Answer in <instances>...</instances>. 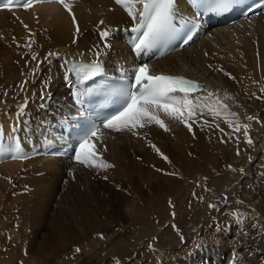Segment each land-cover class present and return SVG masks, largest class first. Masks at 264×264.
<instances>
[{"label": "bare ground", "instance_id": "obj_1", "mask_svg": "<svg viewBox=\"0 0 264 264\" xmlns=\"http://www.w3.org/2000/svg\"><path fill=\"white\" fill-rule=\"evenodd\" d=\"M69 2L79 34L72 17L56 0L27 9L0 7V128L5 132L15 127V133H27L24 160L0 155V232L7 231V239L14 241L11 246L7 240L9 248L1 252L8 255L16 247L24 256L64 264L51 256L71 255L75 244L83 248L88 260L102 253L97 257L99 264H264V99H256L264 86V14L248 21L214 24L179 49L147 58V52L137 55L125 45L126 25L131 21L114 0ZM100 20L105 24L99 25ZM105 26L118 31L113 33L112 48L101 59L104 67L113 71L143 59L153 73L183 72L201 78L204 88L231 95L233 99L226 102L239 113L242 123H251L252 146L240 134L229 135L231 130L223 121L219 123L224 133L214 127L194 126L193 135L162 115L168 132L156 125L141 129L139 137L103 130V145L97 147H106L102 157L114 165L107 170L77 164L73 147L68 155L47 154V147L61 136L59 124L68 118L65 111L70 108L65 60L73 56L92 59L89 49L99 42L97 28ZM30 39L34 41L31 49L24 47ZM33 51L41 61L49 51L60 57L52 58L51 64L41 63L33 76L30 73L37 65L31 59ZM25 80L28 83L21 91L19 86ZM45 80L47 87L42 83ZM26 96L29 102L18 116V105ZM247 116L257 117L261 123L249 122ZM22 163L23 171L15 177ZM77 170L84 179L83 190H75V195L60 194L64 172ZM197 181L210 191L197 187ZM193 191L204 197L203 202L193 197ZM60 195L74 202L71 209L65 207L70 220L61 218L60 227L51 226L45 215L53 214L57 220L67 204L57 201ZM223 195L228 197L227 204ZM90 201L95 204L89 205ZM210 202L217 203L220 211L209 209ZM236 209L247 216L239 226L226 215ZM217 224L223 231L216 230ZM167 238L175 241L168 243ZM201 241L203 246L197 248Z\"/></svg>", "mask_w": 264, "mask_h": 264}, {"label": "snow or ice", "instance_id": "obj_2", "mask_svg": "<svg viewBox=\"0 0 264 264\" xmlns=\"http://www.w3.org/2000/svg\"><path fill=\"white\" fill-rule=\"evenodd\" d=\"M44 0H27L24 4V8L27 9L33 6L35 3H42ZM57 3L68 12L72 17L73 25L75 26L76 34H79L80 29L76 21V17L72 12V3L69 0H56ZM17 3V0H6L3 4L5 9H9L11 6ZM114 3L120 6L127 14L131 21L130 32L138 34L132 36V50L141 55L152 49L161 37L168 34L173 29V21L179 14L177 8V0H114ZM237 5V0H218L216 11H227ZM264 5H257L261 7ZM111 11V9H109ZM251 11V9H249ZM104 20L99 21V25H104ZM27 27V26H25ZM118 29H113L111 26H105L103 28L98 27V39L99 42L94 44L89 52L92 55L90 62H77L72 63L70 67L65 62L66 72L74 74L77 77L79 83H85L91 81L94 77H98L103 71V65L101 62L102 57L106 56L112 48L113 33ZM191 36L184 41L185 44ZM15 42V38H14ZM32 41L25 44L24 47L31 49ZM76 43V39L73 40ZM19 46V45H18ZM84 56V53H80ZM207 55V53H205ZM60 53L49 51L43 58V61L38 60V54L31 52V59L37 62L35 68L32 69L30 75H36L40 64L47 61L49 64L52 62V58H59ZM211 67V66H209ZM223 71V69H219ZM23 74V73H22ZM225 76L230 79H235L230 73L224 72ZM67 78V76L65 77ZM28 83L25 80L19 87L21 91H24V85ZM45 87L48 85V81L42 82ZM260 92L262 95L256 96V99H264V86H261ZM7 96V92L4 93ZM115 99L113 101V109L111 113L106 116L100 124H91L79 135L76 141L74 161L86 168L100 170H107L114 167V165L105 161L102 157V152L106 151V147H97L98 144L103 145V130H110L114 132H129L133 136H141V129L156 125L165 132L169 131V127L165 123L167 117L170 120H174L182 124L190 133H193L194 126L203 128H215L216 130L224 133V129L221 128L219 121H223L230 129L231 134H240L244 138V142L252 146L253 139L250 135L251 123H242L239 113L233 111L230 105L226 102L233 98L227 92L221 96L218 91H210L198 81L185 78L184 76H171L158 73H150V68L147 63L139 65L133 69L132 79L122 88L115 90L113 93ZM255 96V93H253ZM45 93H41V99H44ZM28 97L24 99V103L18 105V116L24 114V110L28 104ZM205 117H210L207 119ZM246 120L249 122L255 121L261 123L257 117L247 116ZM15 132V127L12 129V133ZM240 135L236 136L237 142H239ZM4 136L3 129L0 128V139ZM11 141L10 147L0 145V155H3L6 151L11 153L13 160H23L26 157L22 155L21 143L16 140L14 134L9 135ZM226 142V141H222ZM152 149L161 155V157L168 161V157L165 156L160 149L151 144ZM237 155H240V151L237 150ZM249 159H251L249 157ZM2 162V161H0ZM229 170L236 171L231 165H228ZM160 171V169H157ZM241 174L244 173V169H239ZM71 174V173H70ZM170 175H178L177 173H169ZM107 180V177H104ZM205 181L207 178H204ZM11 182V181H9ZM197 187H203L205 191H210L206 184L201 185L197 181ZM193 197L203 202L204 197L198 196L193 191ZM224 204L228 203L227 195H223ZM242 203V202H239ZM169 206L174 208V204L169 200ZM209 209L220 211L217 203H208ZM175 216V212L172 213ZM226 215L237 226L243 224L247 219L246 213L240 212L238 209L232 210ZM215 220V218H213ZM175 229L176 226L173 224ZM255 227V225H253ZM217 231H223L217 224ZM100 239H103L102 234H98ZM183 241V236L181 235ZM197 248L203 246V242H199L195 245ZM151 248V245H149ZM75 251L79 253L80 248H76ZM119 264V261H117Z\"/></svg>", "mask_w": 264, "mask_h": 264}, {"label": "rangeland", "instance_id": "obj_3", "mask_svg": "<svg viewBox=\"0 0 264 264\" xmlns=\"http://www.w3.org/2000/svg\"><path fill=\"white\" fill-rule=\"evenodd\" d=\"M110 9H111V7H110ZM13 35V38H16L15 37V34H12ZM47 100H49V99H46V101ZM48 102V101H47ZM24 160V159H23ZM23 168H24V163H22L21 165H20V167H19V169H18V172L14 175L15 177L17 176V175H20L21 173H22V171H23ZM67 172L68 171H66V172H64V175H63V177H62V182L61 183H63L61 186H59L60 187V190H59V193L61 194V193H63V192H69L70 194H73V195H75V194H77V192L75 193V190L77 191L78 190V192H80V191H82L83 190V185H84V179H83V176H81V173L79 174V171L77 170V171H74L75 173L76 172H78V176L76 175L75 176V173L73 172V171H69L70 173H72V174H70L69 172H68V175H67ZM70 175V176H69ZM74 177V178H73ZM75 179V180H74ZM72 181V184H68L66 181ZM80 180V181H79ZM78 185V186H77ZM14 187V186H13ZM74 187H76V188H74ZM19 188V187H18ZM9 190V189H8ZM7 190V191H8ZM21 190H23V189H21ZM73 192V193H72ZM62 195H60V196H57L56 197V199H57V201L58 202H63V203H67L66 205L65 204H63V206L64 207H62L63 209H62V212H61V216H60V218L59 219H57L56 220V217H54V216H52L53 214H50L49 216L48 215H45V218H46V222L48 223V224H50L51 226H57V227H60L61 226V223H60V221H65V222H67L68 220H70L69 219V217H68V215L65 213V207L66 208H72L73 206H74V202L72 201V200H70V198L71 197H69V199H68V197H65V196H62ZM79 198V197H78ZM108 200V199H107ZM102 203L103 202H107L106 200H103V201H101ZM101 202H99V203H101ZM77 203L79 204V202L77 201ZM89 203V202H88ZM95 203H93V202H91L90 201V203H89V205H94ZM61 207V206H60ZM44 212V211H43ZM45 214V213H44ZM63 214H65V215H63ZM63 217H65V218H63ZM68 217V218H67ZM61 218L63 219V220H61ZM67 218V219H66ZM71 218V217H70ZM38 220H39V218H38ZM57 221V222H56ZM63 221V222H64ZM50 222V223H49ZM52 222V223H51ZM57 223V224H56ZM53 224V225H52ZM44 228H45V226H44ZM46 232H47V229H44ZM6 232L7 231H1L0 232V264H48V263H50L49 261H48V263H47V260L45 259V257H38L37 255H31V256H27V255H22L23 253L22 252H17L16 251V247H13V248H15L14 250H11V254H8L7 255V253H2L1 252V250L3 249L4 251L7 249V248H9V246H6V241L8 240L9 241V244L11 245V246H13V242L14 241H11V240H9V239H7V237H8V235H6ZM43 233L41 232V235H42ZM46 234V233H45ZM5 237V238H4ZM175 240L174 239H172V238H167V242L168 243H172V242H174ZM74 244V243H73ZM73 247H74V249H73V251H72V253L73 254H71L70 255V252L67 254V253H65V255H64V253L63 254H61V253H59L60 255H56L55 257L54 256H51V258H53V259H55V261H57L59 258H61V260L63 261L64 260V264H69V260H70V262H72V263H70V264H99V261H98V259H97V257H98V255H100V254H102V253H100V252H98V253H95L94 255H93V257L91 258V260H88V256L86 255V254H84L83 253V248H80L81 249V251L79 252V253H77V252H75V249L76 248H79V247H81V246H79V245H73ZM75 252V253H74ZM14 253V254H13ZM71 257V258H70ZM76 257H77V259H76ZM75 260V261H74ZM88 260V261H87ZM59 261V260H58ZM66 261L68 262V263H66ZM87 262V263H86Z\"/></svg>", "mask_w": 264, "mask_h": 264}]
</instances>
